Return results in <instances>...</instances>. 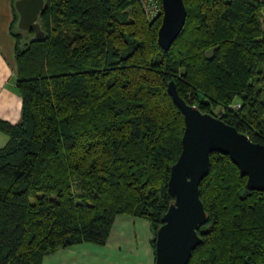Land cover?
<instances>
[{
	"label": "trees",
	"instance_id": "16d2710c",
	"mask_svg": "<svg viewBox=\"0 0 264 264\" xmlns=\"http://www.w3.org/2000/svg\"><path fill=\"white\" fill-rule=\"evenodd\" d=\"M184 1L168 51L162 17L149 20L139 0H46V37L25 43L39 55L29 74L15 31L22 117L0 120V264L104 245L122 214L149 220L155 254L185 128L171 79L189 103L264 143V0ZM200 189L208 220L188 264H264V191L218 151Z\"/></svg>",
	"mask_w": 264,
	"mask_h": 264
},
{
	"label": "water",
	"instance_id": "95a60500",
	"mask_svg": "<svg viewBox=\"0 0 264 264\" xmlns=\"http://www.w3.org/2000/svg\"><path fill=\"white\" fill-rule=\"evenodd\" d=\"M162 4L158 41L168 51L185 25L187 8L184 0H162ZM14 5L16 27L33 30L31 41L45 39L40 14L46 0H15ZM168 91L183 112L185 128L182 150L168 181L174 199L156 231L155 264H188L193 250L202 242L199 228L208 220L200 185L210 171L211 154L218 151L229 155L241 175L247 176L248 187L264 191V143L253 141L236 126L189 103L180 95L175 79L168 82Z\"/></svg>",
	"mask_w": 264,
	"mask_h": 264
},
{
	"label": "crops",
	"instance_id": "0c3cea01",
	"mask_svg": "<svg viewBox=\"0 0 264 264\" xmlns=\"http://www.w3.org/2000/svg\"><path fill=\"white\" fill-rule=\"evenodd\" d=\"M15 0H0V120L17 123L22 117V96L16 86L19 72L15 34ZM0 128V147L8 141ZM149 220L119 215L104 245L82 242L47 254L42 264H155Z\"/></svg>",
	"mask_w": 264,
	"mask_h": 264
},
{
	"label": "rangeland",
	"instance_id": "374dc122",
	"mask_svg": "<svg viewBox=\"0 0 264 264\" xmlns=\"http://www.w3.org/2000/svg\"><path fill=\"white\" fill-rule=\"evenodd\" d=\"M18 21V19H17ZM16 21V23H17ZM15 31H17L19 35V53H21L20 56V67L23 68L25 73L29 74L33 71V66L38 62L39 55H32L34 53L32 50H28L25 48V43L30 41V38L33 36L34 31L29 30L26 32H21L17 28H15ZM210 53V52H209ZM153 248V247H152ZM154 252V250H153Z\"/></svg>",
	"mask_w": 264,
	"mask_h": 264
},
{
	"label": "built area",
	"instance_id": "2783aa9c",
	"mask_svg": "<svg viewBox=\"0 0 264 264\" xmlns=\"http://www.w3.org/2000/svg\"><path fill=\"white\" fill-rule=\"evenodd\" d=\"M146 17L149 20L163 17L162 0H139ZM236 106L240 107V104Z\"/></svg>",
	"mask_w": 264,
	"mask_h": 264
}]
</instances>
